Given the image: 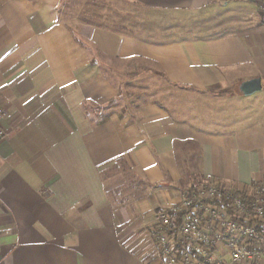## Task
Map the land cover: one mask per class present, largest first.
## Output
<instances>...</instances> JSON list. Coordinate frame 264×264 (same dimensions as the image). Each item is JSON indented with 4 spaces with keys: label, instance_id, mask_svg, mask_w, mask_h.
<instances>
[{
    "label": "crops",
    "instance_id": "0c3cea01",
    "mask_svg": "<svg viewBox=\"0 0 264 264\" xmlns=\"http://www.w3.org/2000/svg\"><path fill=\"white\" fill-rule=\"evenodd\" d=\"M108 1L0 0V264H162L156 210L264 184L261 0Z\"/></svg>",
    "mask_w": 264,
    "mask_h": 264
},
{
    "label": "built area",
    "instance_id": "2783aa9c",
    "mask_svg": "<svg viewBox=\"0 0 264 264\" xmlns=\"http://www.w3.org/2000/svg\"><path fill=\"white\" fill-rule=\"evenodd\" d=\"M259 11L264 21V0ZM151 234L162 264H264V184L204 182L156 210Z\"/></svg>",
    "mask_w": 264,
    "mask_h": 264
},
{
    "label": "water",
    "instance_id": "95a60500",
    "mask_svg": "<svg viewBox=\"0 0 264 264\" xmlns=\"http://www.w3.org/2000/svg\"><path fill=\"white\" fill-rule=\"evenodd\" d=\"M239 91L243 96H251L253 94L259 93L261 91V83L259 79H251L243 82Z\"/></svg>",
    "mask_w": 264,
    "mask_h": 264
},
{
    "label": "rangeland",
    "instance_id": "374dc122",
    "mask_svg": "<svg viewBox=\"0 0 264 264\" xmlns=\"http://www.w3.org/2000/svg\"><path fill=\"white\" fill-rule=\"evenodd\" d=\"M91 2H94V4H96V6H98L100 9H99V12H100V10H102V11H106V9L108 8V6L109 7H111L112 8V6H115L116 8H118V7H122L123 9H129V6H127V5H125V4H121L120 5V3L118 4V3H115V2H110V1H108V0H91ZM79 3H80V1H79ZM102 6V7H101ZM107 6V8L106 9H103V8H105ZM107 12V11H106ZM119 15V14H118ZM115 21L117 22V23H121L122 22V20H121V18L119 17V16H115ZM123 22L125 23V19L123 18ZM165 90H167L166 89V86H165ZM200 185H202L201 183L199 184V186ZM196 187H198V186H196ZM196 187H194V188H196ZM193 188V189H194Z\"/></svg>",
    "mask_w": 264,
    "mask_h": 264
}]
</instances>
